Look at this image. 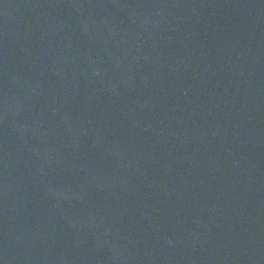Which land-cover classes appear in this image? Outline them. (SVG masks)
<instances>
[{
    "label": "water",
    "instance_id": "obj_1",
    "mask_svg": "<svg viewBox=\"0 0 264 264\" xmlns=\"http://www.w3.org/2000/svg\"><path fill=\"white\" fill-rule=\"evenodd\" d=\"M0 264H264V0H0Z\"/></svg>",
    "mask_w": 264,
    "mask_h": 264
}]
</instances>
